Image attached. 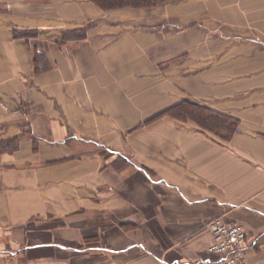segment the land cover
<instances>
[{"label": "crops", "instance_id": "obj_1", "mask_svg": "<svg viewBox=\"0 0 264 264\" xmlns=\"http://www.w3.org/2000/svg\"><path fill=\"white\" fill-rule=\"evenodd\" d=\"M251 44L264 49V0H0V144L16 140L0 146V264H208L218 217L259 237L248 259L264 264V60L238 52ZM183 100L237 133L147 123Z\"/></svg>", "mask_w": 264, "mask_h": 264}, {"label": "trees", "instance_id": "obj_2", "mask_svg": "<svg viewBox=\"0 0 264 264\" xmlns=\"http://www.w3.org/2000/svg\"><path fill=\"white\" fill-rule=\"evenodd\" d=\"M103 11H112L118 9H151L160 7L165 4L176 2L179 0H89ZM21 34V33H20ZM30 37V36H28ZM17 38L18 35H17ZM86 38L85 30L71 32L64 34L62 42H81ZM34 73L36 75L43 74L50 70L49 64L46 62L45 57L41 53L35 52L33 60ZM169 117L180 123H192L201 132H206L221 141H230L237 133L239 121L230 116L215 112L214 110L200 105L197 102L190 100H183L178 104L168 108L164 112L152 118L150 122H154L162 117ZM1 150H9L16 148V140L8 145L7 142L0 144Z\"/></svg>", "mask_w": 264, "mask_h": 264}, {"label": "built area", "instance_id": "obj_3", "mask_svg": "<svg viewBox=\"0 0 264 264\" xmlns=\"http://www.w3.org/2000/svg\"><path fill=\"white\" fill-rule=\"evenodd\" d=\"M207 229L212 236L205 251L208 264H249L248 254L258 245V236H250L243 227L223 217L211 220Z\"/></svg>", "mask_w": 264, "mask_h": 264}, {"label": "rangeland", "instance_id": "obj_4", "mask_svg": "<svg viewBox=\"0 0 264 264\" xmlns=\"http://www.w3.org/2000/svg\"><path fill=\"white\" fill-rule=\"evenodd\" d=\"M252 47H254V49L252 47L250 48H243L241 50H239L238 52H241L243 54L244 57H249L252 59H260V60H264V49L262 48L263 46H258L255 44H251ZM192 101V100H190ZM193 102V101H192ZM81 154H85V151H82L79 153ZM77 155V153H76Z\"/></svg>", "mask_w": 264, "mask_h": 264}]
</instances>
